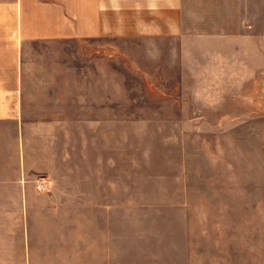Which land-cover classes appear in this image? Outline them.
Listing matches in <instances>:
<instances>
[{
	"label": "rangeland",
	"instance_id": "374dc122",
	"mask_svg": "<svg viewBox=\"0 0 264 264\" xmlns=\"http://www.w3.org/2000/svg\"><path fill=\"white\" fill-rule=\"evenodd\" d=\"M189 29L179 63L153 57L152 43L142 41L77 39L30 48L28 176L44 194H83L92 179L106 178L109 193L124 194L125 208L140 210L180 209L181 195L189 194L196 209L214 214L201 218L214 251L226 247L237 258L217 264H264L243 261L246 238L253 258L264 254V230L245 235L243 215L245 189L252 190L246 195L254 213L264 210L261 81L250 85L256 91L234 82L246 43L197 40L232 33L233 26L190 18ZM252 92L256 107L249 105ZM249 178L252 185L244 186ZM39 179L46 180L43 191ZM234 192L231 212L221 200ZM252 221L261 225V218Z\"/></svg>",
	"mask_w": 264,
	"mask_h": 264
},
{
	"label": "crops",
	"instance_id": "0c3cea01",
	"mask_svg": "<svg viewBox=\"0 0 264 264\" xmlns=\"http://www.w3.org/2000/svg\"><path fill=\"white\" fill-rule=\"evenodd\" d=\"M190 18L234 27L232 33H204L197 40L246 43V62L233 72L234 82L256 91L250 85L260 79L264 102V0H0V264L237 261L224 251L229 248L214 251L205 237L210 227L201 218L213 213L196 209L191 203L197 197L182 194L180 209L140 210L125 208L124 194L109 193L106 178L92 179L83 194H44L28 176L24 60L30 48L77 39L142 41L152 43L153 57L179 63L188 52L181 47L190 40ZM248 98L256 107L253 92ZM251 185L246 179L244 186ZM247 191L252 190L243 195L244 234L252 235L254 229L264 230V210L254 213ZM236 194L221 200L228 201L231 212L237 209ZM131 201L136 202L135 195ZM219 212L216 217L225 214ZM253 217L261 218V225H254ZM250 240L245 239L243 261H264L263 253L253 258Z\"/></svg>",
	"mask_w": 264,
	"mask_h": 264
},
{
	"label": "built area",
	"instance_id": "2783aa9c",
	"mask_svg": "<svg viewBox=\"0 0 264 264\" xmlns=\"http://www.w3.org/2000/svg\"><path fill=\"white\" fill-rule=\"evenodd\" d=\"M36 184H37L38 190L43 191L45 190L47 183L45 179H39L36 181Z\"/></svg>",
	"mask_w": 264,
	"mask_h": 264
}]
</instances>
